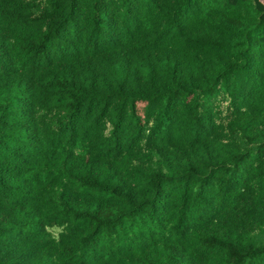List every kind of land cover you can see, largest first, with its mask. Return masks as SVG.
<instances>
[{
  "label": "trees",
  "instance_id": "obj_1",
  "mask_svg": "<svg viewBox=\"0 0 264 264\" xmlns=\"http://www.w3.org/2000/svg\"><path fill=\"white\" fill-rule=\"evenodd\" d=\"M0 264H264V0H0Z\"/></svg>",
  "mask_w": 264,
  "mask_h": 264
}]
</instances>
